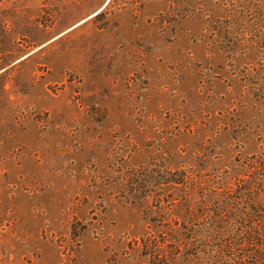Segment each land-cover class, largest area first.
I'll return each mask as SVG.
<instances>
[{
  "label": "rangeland",
  "instance_id": "1",
  "mask_svg": "<svg viewBox=\"0 0 264 264\" xmlns=\"http://www.w3.org/2000/svg\"><path fill=\"white\" fill-rule=\"evenodd\" d=\"M263 149L264 0H0V264H146Z\"/></svg>",
  "mask_w": 264,
  "mask_h": 264
},
{
  "label": "trees",
  "instance_id": "2",
  "mask_svg": "<svg viewBox=\"0 0 264 264\" xmlns=\"http://www.w3.org/2000/svg\"><path fill=\"white\" fill-rule=\"evenodd\" d=\"M242 167L207 212L198 208L194 226H182L185 240H170L160 257L150 252L146 264H264V151Z\"/></svg>",
  "mask_w": 264,
  "mask_h": 264
}]
</instances>
